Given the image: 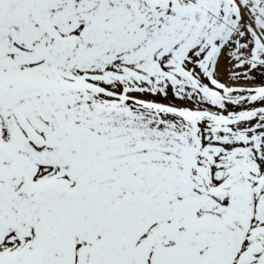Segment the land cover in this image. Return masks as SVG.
<instances>
[{"label":"snow or ice","instance_id":"obj_1","mask_svg":"<svg viewBox=\"0 0 264 264\" xmlns=\"http://www.w3.org/2000/svg\"><path fill=\"white\" fill-rule=\"evenodd\" d=\"M0 264H264V0H0Z\"/></svg>","mask_w":264,"mask_h":264}]
</instances>
